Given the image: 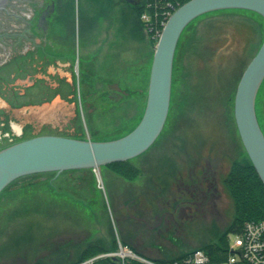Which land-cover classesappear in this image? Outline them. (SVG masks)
<instances>
[{
  "label": "rangeland",
  "instance_id": "374dc122",
  "mask_svg": "<svg viewBox=\"0 0 264 264\" xmlns=\"http://www.w3.org/2000/svg\"><path fill=\"white\" fill-rule=\"evenodd\" d=\"M26 1L19 0L23 8ZM61 3L68 23L54 35L61 30L65 37L61 41L73 58L71 70L50 76L51 95L43 103L19 108H11L8 97L28 91L34 96L44 73L32 69L23 75L36 71L30 78L11 83L22 62H28L27 55L13 57L18 46L24 54L27 24L13 15V4L0 13V77H13L0 79V150L45 134L112 140L144 115L160 37L141 36L131 27L128 40L121 32L122 0ZM263 41L264 17L250 10L222 9L196 18L177 50L165 127L148 150L131 159L141 171L127 178L108 164L38 173L8 185L0 193V264H54L73 255L78 245L100 239L109 250L115 244L118 249L96 258L161 264L124 245L123 238L156 258L215 240L216 229L234 213L224 178L233 160L249 156L235 118L236 93ZM106 71L109 76L103 77ZM257 98L264 127V81ZM26 234L30 239L23 238ZM235 236H229L230 246ZM96 258L81 264H96Z\"/></svg>",
  "mask_w": 264,
  "mask_h": 264
},
{
  "label": "water",
  "instance_id": "95a60500",
  "mask_svg": "<svg viewBox=\"0 0 264 264\" xmlns=\"http://www.w3.org/2000/svg\"><path fill=\"white\" fill-rule=\"evenodd\" d=\"M6 0H0V10ZM222 9H246L264 17V0H189L169 17L156 45L147 105L129 133L107 141L45 134L0 150V193L20 177L46 172L96 168L131 160L148 150L163 131L170 110L173 69L179 40L199 16ZM264 81V41L240 80L235 118L243 144L264 183V131L257 113V96Z\"/></svg>",
  "mask_w": 264,
  "mask_h": 264
},
{
  "label": "trees",
  "instance_id": "16d2710c",
  "mask_svg": "<svg viewBox=\"0 0 264 264\" xmlns=\"http://www.w3.org/2000/svg\"><path fill=\"white\" fill-rule=\"evenodd\" d=\"M59 1H64V0H59ZM156 1H159V0H139L134 3L126 2L125 5L127 6V8L125 10V13L121 14V30L129 32V28L134 27V30H137L139 35L144 36V37L145 35H148L146 25L142 21L141 17H142V14L147 11V12L152 13L155 19V2ZM163 1L165 2L166 0H160L159 3H162ZM172 1L176 2L178 0H172ZM180 1H181L180 5H183L189 0H180ZM161 5L162 4H160V6ZM180 5L178 7H180ZM162 20L163 18L160 16V20L157 22V25L160 29L164 27L162 25L163 23ZM164 20L167 22L168 19L165 18ZM194 21L195 20H193L190 24H192ZM190 24L185 28L183 33L190 26ZM183 33L179 40L178 47L182 39ZM178 47H177V50H178ZM176 55H177V51H176ZM27 64H28L27 62H24V63L22 62V64L20 65V68L16 72L17 76L18 75L22 76L29 71ZM2 77L5 78L6 81L13 80V77L9 78V76L4 77L2 75L0 79ZM47 87L48 86L44 84L35 85L34 86V96L29 91L22 95L14 92L8 97V102L12 107H20L26 104L43 103L44 101L43 97L45 96L46 98H48V95H51V93H49L51 89L49 90V88L47 89ZM257 113H258V118H259L261 127L264 131V127L261 121V116H260L258 106H257ZM135 127L136 126L132 127L125 134L132 131ZM22 140H25V139H22ZM22 140L20 139L17 142L22 141ZM109 165L114 169V171L118 172L119 174L127 178L134 177L139 173V171H141L139 167H137L135 164L132 163L131 160L117 161ZM33 175L34 174L23 176V177L18 178L15 181H18L19 179H23L27 177H32ZM224 183H225L226 190L233 201V205H234L233 216L230 222L224 228L220 230L216 229L217 237L215 238V240L202 241L200 242V244H198L196 248H194V249H203L210 256V264L223 263L229 260V255H230L229 236L231 234H236V235L241 234L244 231L246 223L249 221L264 220V183L261 180L259 174L257 173V170L255 169L249 156L233 160L231 169L229 170L226 177L224 178ZM23 238L30 239V236L26 234L24 235ZM20 242H21V239L18 240V244ZM122 243L124 245L130 246L133 250L138 252L140 255L147 257L148 259H151L157 263L159 262L161 264H170L175 261H182L192 251H194V249L191 248L185 251H180L175 254L172 253L171 255H167L163 257L161 256V257L156 258V257H150L146 255L145 253L138 251L134 246L133 240L129 238H126V237L123 238ZM114 246L115 247L109 250L106 244L101 239L90 241V242L88 241L87 243L78 245V248L75 250V253L73 255L71 256L68 255L66 258L57 260L54 264H81L90 258H96L97 256L101 254L108 253L112 250L114 251L115 249L117 250L118 249L117 244H115ZM95 260H96L95 261L96 264H144L142 260L132 258V257H126L125 259H121L116 256H103V257H98ZM33 264H51V263H47L44 260H38L36 262H33Z\"/></svg>",
  "mask_w": 264,
  "mask_h": 264
},
{
  "label": "flooded vegetation",
  "instance_id": "af4514ba",
  "mask_svg": "<svg viewBox=\"0 0 264 264\" xmlns=\"http://www.w3.org/2000/svg\"><path fill=\"white\" fill-rule=\"evenodd\" d=\"M137 1L139 0H122L123 3L121 4V6H119L120 15L122 13H125V10L127 8V6L125 5L126 2L134 3ZM61 2L62 1L59 0H27L25 5H28L23 8V5L19 2V0H6L4 9L0 10V13L4 10L7 11V5L13 4V6H15V13H13V15L26 21L25 24H27L26 29L29 41L25 46H23L24 50L22 52L24 54L22 55L18 53L20 52L18 46L14 53L15 56L13 57H15L14 59H20L24 55H27L28 70L33 72L32 69H34L37 72H43V84L47 86L50 85L49 79L51 75H60L59 77H61L62 72L68 75V72L71 70V65L73 63V58L69 55V52H66L64 50L65 45L61 40H63L65 37L61 33V30H58L59 35H54L57 34L54 32L56 28L61 26L63 28L68 23L67 17L69 15L62 12L61 6H63V4ZM22 16H24L25 18ZM90 22L92 21L90 20ZM16 34L18 35L19 33L17 32ZM123 35L126 37L125 33H123ZM56 37H58V39ZM20 55L21 57L19 58ZM35 72L29 73L28 75H26L27 77H24L23 75L17 76V78H15L14 81H11V83H14L16 80L22 81L25 78H30L35 74ZM36 82H38L37 79L33 82L32 85L34 86ZM64 91L65 90H62L61 93L65 94ZM63 96L64 98H68L65 95ZM9 106L11 108H19L12 107L10 104ZM197 202L198 201L194 199L191 201L192 205L196 204ZM199 202H201V200Z\"/></svg>",
  "mask_w": 264,
  "mask_h": 264
},
{
  "label": "built area",
  "instance_id": "2783aa9c",
  "mask_svg": "<svg viewBox=\"0 0 264 264\" xmlns=\"http://www.w3.org/2000/svg\"><path fill=\"white\" fill-rule=\"evenodd\" d=\"M155 2V19L150 12H144L142 14V21L146 25V29L149 35L156 38L161 36L162 31L166 25L165 18L173 14V12L180 5V0L173 2L172 0H166L162 3ZM160 4H162L160 6ZM151 5V4H150ZM181 6V5H180ZM160 16L163 18L160 29L157 22L160 20ZM168 21V20H167ZM234 243L230 246L229 260L234 264H264V220L249 221L246 223L244 231L241 234H237L234 239ZM142 261L154 262L147 259L140 258ZM210 262V257L202 249H196L190 253L184 260L175 261L170 264H207Z\"/></svg>",
  "mask_w": 264,
  "mask_h": 264
},
{
  "label": "crops",
  "instance_id": "0c3cea01",
  "mask_svg": "<svg viewBox=\"0 0 264 264\" xmlns=\"http://www.w3.org/2000/svg\"><path fill=\"white\" fill-rule=\"evenodd\" d=\"M92 21V20H91ZM120 23H121V21H120ZM92 26H93V22H88V26L86 27V29L88 30V29H91L92 28ZM121 32H122V34L123 33H125V35H126V37H127V39H128V36H127V32L126 31H123V30H121ZM146 36V35H145ZM148 36V35H147ZM129 40V39H128ZM90 43H92V41L90 42ZM155 54V53H154ZM154 54H153V56H152V60H153V58H154ZM151 60V64H150V68H149V77H148V83H147V88H149V82H150V76H151V68H152V63H153V61ZM106 66V65H105ZM109 73H107V71L106 72H104V75H103V77H108L109 75H108ZM114 79V78H113ZM148 94V93H147ZM146 101H147V99H146ZM144 109H145V107H144Z\"/></svg>",
  "mask_w": 264,
  "mask_h": 264
},
{
  "label": "bare ground",
  "instance_id": "6f19581e",
  "mask_svg": "<svg viewBox=\"0 0 264 264\" xmlns=\"http://www.w3.org/2000/svg\"><path fill=\"white\" fill-rule=\"evenodd\" d=\"M174 13V12H173ZM149 89V88H148ZM148 96V95H147ZM126 135V134H125Z\"/></svg>",
  "mask_w": 264,
  "mask_h": 264
}]
</instances>
